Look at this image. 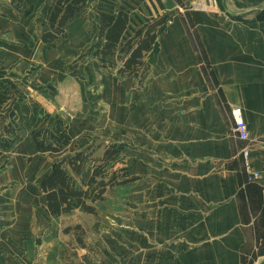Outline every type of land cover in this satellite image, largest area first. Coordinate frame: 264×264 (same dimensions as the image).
<instances>
[{"label": "crops", "instance_id": "0c3cea01", "mask_svg": "<svg viewBox=\"0 0 264 264\" xmlns=\"http://www.w3.org/2000/svg\"><path fill=\"white\" fill-rule=\"evenodd\" d=\"M49 2L30 0L17 15L0 0V88L9 95L0 128L23 130L0 172V264H264V0H161L171 19L145 57L149 72L131 105L134 76L99 73L94 90L67 72L68 38L44 47ZM81 17L67 28L78 46L92 19ZM235 106L247 142L233 131ZM56 115L70 141L39 152L26 122L49 127ZM122 129L137 175L136 185L115 189L125 199L96 202V214H48L38 182L52 164L101 138L119 140ZM246 144L258 177L244 170ZM35 154L56 158L25 165Z\"/></svg>", "mask_w": 264, "mask_h": 264}, {"label": "trees", "instance_id": "16d2710c", "mask_svg": "<svg viewBox=\"0 0 264 264\" xmlns=\"http://www.w3.org/2000/svg\"><path fill=\"white\" fill-rule=\"evenodd\" d=\"M29 1L11 0V6L19 15ZM156 3L157 6L152 2L154 13L145 3L148 11L145 14L133 0H99L95 7L98 25L91 55L98 59L101 67L116 68L117 73L134 77L143 74L144 68L148 66L145 57L161 27L170 20L161 0H156ZM87 4L88 0H50L45 16L40 20V38L45 48L54 49L58 40L68 37L69 24L77 15L85 14ZM134 4L138 6L139 13ZM158 7L162 12H158ZM1 87L0 104H3L9 95L6 88L3 85ZM45 121L43 119L38 126L26 122L35 148L39 152H59L70 141L68 125L57 115L49 127H45ZM15 126L20 129L17 124ZM2 129L11 134V139L0 135V153L19 138V133L10 127L2 126ZM95 146L91 145L54 162L51 169L40 178L38 187L44 193V208L48 214L57 216L75 208L95 212L93 203L103 199L108 187L122 185L135 178L127 176L125 166L112 170L123 150L121 142L110 141L98 157L92 156ZM109 163L110 171L107 168ZM87 166H90V172L84 179Z\"/></svg>", "mask_w": 264, "mask_h": 264}, {"label": "rangeland", "instance_id": "374dc122", "mask_svg": "<svg viewBox=\"0 0 264 264\" xmlns=\"http://www.w3.org/2000/svg\"><path fill=\"white\" fill-rule=\"evenodd\" d=\"M129 1H131V0H129ZM133 1L138 3V5L140 6V8H142V10H143V12L145 14H148V11H147V9L145 7V3L148 4V6L150 7V9L152 10L153 13H154L155 10H154V7L152 5V2L155 4V6H157L156 0H133ZM98 3H99V0H88V4H87L86 9H85L86 10L85 14L80 15V17L83 16L85 18H88V16H89V18H92L89 21L86 19L87 20V31H88L89 34L86 37H84V39H83V41L85 43L81 44V46H78L77 43L80 41V39L75 40L73 35L72 36L68 35V37H67L68 41H66V44H65V46H67V49H66L65 53L67 55L68 54H72L70 56L68 55V58H67V60L65 62V66H66L67 72L74 74L75 78L77 80H80V81L86 80L88 78L89 81H90L89 83H90V85H92L94 90H96V88H97V86H94V85H96V83H97V77H98V75H100L99 73H105V74L110 73V74L124 75V74L117 73L116 72V68H106V67H101L99 65L100 68H103V69H99V68H97V66H92L91 52H92L93 47L91 46L90 28H91V25H93L94 17L97 14L95 7L97 6ZM134 6H135L136 12L139 13V10L137 9L138 6H136L135 4H134ZM1 10H3V9H1ZM158 12H162V9L159 8V7H158ZM170 19H171V15H170ZM67 31H68V29H67ZM70 45H75V46L77 45L79 48H77V49L72 51L71 48H70ZM110 61H114V59H110ZM118 63H120V62H117L116 64H118ZM85 65H91V69H92L90 71L91 75H89V74L86 75L87 68L85 67ZM147 72H149V66H148V68H144L143 74L141 76L135 77V84H134V87L131 89V95H129V103H130L129 105H131L133 103V99L136 97L135 95H137L138 90L141 88L143 81L147 77ZM16 87L18 88V86H16ZM12 90L14 91V93H17L16 89H12ZM13 91L10 92V94H11L10 98L11 99L13 98V94H14ZM14 98H15V96H14ZM15 100H16V98H15ZM1 110H3V107L1 108ZM6 125L8 126L9 124L6 123V124H2L1 125L0 132H5L2 129V126H6ZM47 125H49V124H45V127H48ZM11 126L9 125V127L14 128L15 131L19 133V138L18 139H20L21 135H23V130L21 129V126L18 125L20 127V129H16L17 126H13V125H11ZM121 134H122V137H120L121 139L119 138V140L106 139V138H101V139L97 140L93 144L94 146L95 145L96 146H95V149L93 151L92 156L93 157L100 156L102 151H103V149H104V146L106 144H108L110 141L121 142L123 144V150L121 151V155L119 156V159L115 162L112 170H114V169L116 170L117 168L119 169L120 167L125 166L126 169H127V176L128 177H135V178L133 180L129 181L128 183H125V184H122V185H114V186L108 187L107 189H110L109 194L106 195V191H107V189H106L104 194H103V199L102 200H96L93 203L94 206H95V203L98 202V201H102V203L107 202V200H106L107 197L108 198H115L117 200V197L119 196L118 200L121 201L122 199H125V195H119V192L117 190H115V189L119 188L121 190H125V185H130V184H133V183H134L133 185H136L137 175L131 173V170L129 168L130 167L129 164L130 165L132 164L133 158L129 157L130 153H129L128 148H127L128 146H127V144H125V129H122ZM3 151H6V152H8V151L11 152L12 151V152H17L18 153V150L12 149L11 147L8 148L7 150H3ZM2 155H3L2 158H0V172L7 168V165L9 164L8 157L11 156L12 154H10L8 152L6 154L2 153ZM55 158L56 157L51 155V154H35V155L31 156V158L28 157V159H26L27 162H24V164L25 165L30 164L31 161H34L36 159L38 161V165H40L43 162L50 163ZM111 163H109V165L107 166L109 171L111 170L109 168ZM89 172H90V166H87V168L85 169L84 174H83V178L84 179H86L88 177ZM118 176L120 177L119 174H118ZM113 190H115V191H113ZM122 192H124V194H125V191H122ZM78 209H80V208H78ZM83 212H85V211H83ZM85 213L96 214L97 210L95 208V212H92V213L85 212ZM76 226H75V228H76ZM77 230H79V229H77ZM79 232H80V230H79ZM258 246H263V245H258ZM246 262L247 261L245 259L244 260V264ZM87 264H95V263L93 261H91V262H89Z\"/></svg>", "mask_w": 264, "mask_h": 264}, {"label": "built area", "instance_id": "2783aa9c", "mask_svg": "<svg viewBox=\"0 0 264 264\" xmlns=\"http://www.w3.org/2000/svg\"><path fill=\"white\" fill-rule=\"evenodd\" d=\"M231 115L233 118V131L237 138L243 142H247L249 139L247 124L243 119L241 109L239 107H232ZM250 146L245 145L241 149L243 167L247 173H251L252 176L258 177V172L250 171V160H249Z\"/></svg>", "mask_w": 264, "mask_h": 264}]
</instances>
